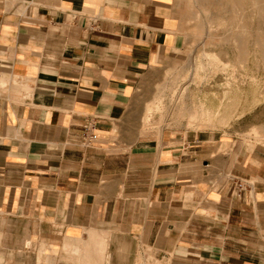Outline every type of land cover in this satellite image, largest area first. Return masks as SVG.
Instances as JSON below:
<instances>
[{
    "label": "crops",
    "instance_id": "crops-1",
    "mask_svg": "<svg viewBox=\"0 0 264 264\" xmlns=\"http://www.w3.org/2000/svg\"><path fill=\"white\" fill-rule=\"evenodd\" d=\"M177 2L0 0V264H264V145L144 134L130 107Z\"/></svg>",
    "mask_w": 264,
    "mask_h": 264
},
{
    "label": "rangeland",
    "instance_id": "rangeland-1",
    "mask_svg": "<svg viewBox=\"0 0 264 264\" xmlns=\"http://www.w3.org/2000/svg\"><path fill=\"white\" fill-rule=\"evenodd\" d=\"M176 12L171 59L130 106L143 133L227 130L225 141L264 145V0H178ZM87 258L74 263L110 264ZM146 258L138 264H162Z\"/></svg>",
    "mask_w": 264,
    "mask_h": 264
},
{
    "label": "built area",
    "instance_id": "built-area-1",
    "mask_svg": "<svg viewBox=\"0 0 264 264\" xmlns=\"http://www.w3.org/2000/svg\"><path fill=\"white\" fill-rule=\"evenodd\" d=\"M84 144H90L98 139V133L96 132V125L94 123H88L84 126V131L81 136ZM254 183L249 180L240 179L236 182V195L241 197L247 188H252Z\"/></svg>",
    "mask_w": 264,
    "mask_h": 264
},
{
    "label": "bare ground",
    "instance_id": "bare-ground-1",
    "mask_svg": "<svg viewBox=\"0 0 264 264\" xmlns=\"http://www.w3.org/2000/svg\"><path fill=\"white\" fill-rule=\"evenodd\" d=\"M258 19V18H257ZM237 30V29H236ZM262 30V29H261ZM236 43V42H235ZM264 59V58H263Z\"/></svg>",
    "mask_w": 264,
    "mask_h": 264
}]
</instances>
